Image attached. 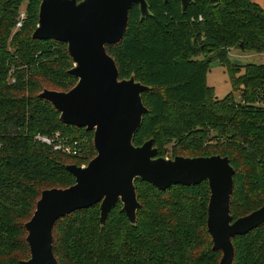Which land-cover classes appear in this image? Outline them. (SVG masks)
<instances>
[{"label":"trees","instance_id":"trees-1","mask_svg":"<svg viewBox=\"0 0 264 264\" xmlns=\"http://www.w3.org/2000/svg\"><path fill=\"white\" fill-rule=\"evenodd\" d=\"M147 2L149 14L135 4L124 37L107 45L120 79L135 73L150 86L142 94L149 111L133 142L153 137L163 157L169 143L174 157L228 156L235 168L231 214L247 215L264 205V63L236 64L228 56L233 48L264 53V0H192L185 11L180 0ZM24 4L27 19L16 29ZM40 4L0 0V264L30 257L26 222L42 191L75 183L66 165L87 164L97 154L94 131L63 123L39 97L44 89L68 91L78 80L69 73L67 43L33 38ZM215 63H227L233 88L221 99L207 82ZM56 131L79 141L82 151H56L38 138ZM135 183L136 225L120 201L103 226L100 203L57 220L59 264H219L222 251L213 249L207 224V180L166 190L141 178ZM232 240V264H264V223Z\"/></svg>","mask_w":264,"mask_h":264},{"label":"water","instance_id":"water-1","mask_svg":"<svg viewBox=\"0 0 264 264\" xmlns=\"http://www.w3.org/2000/svg\"><path fill=\"white\" fill-rule=\"evenodd\" d=\"M180 1L184 11L192 2ZM210 1L215 4L220 0ZM135 4H139L143 17L149 14L147 0H41L33 38L67 43L74 60L69 73L78 80L68 91L44 89L39 97L57 108L63 123L94 131L97 154L87 164L66 165L75 183L42 191L26 222L31 255L19 264H59L54 253V226L59 218L76 210L100 203L103 226L120 201L130 223L136 225L141 206L137 178L161 190L208 181L207 224L213 249L222 251L219 264L233 263L234 236L245 235L264 223V205L237 219L231 214L235 168L228 156L169 158L158 155L153 137L141 145L134 144V136L149 111L142 94L150 86L137 80L135 73L120 79L107 45L124 37Z\"/></svg>","mask_w":264,"mask_h":264},{"label":"rangeland","instance_id":"rangeland-1","mask_svg":"<svg viewBox=\"0 0 264 264\" xmlns=\"http://www.w3.org/2000/svg\"><path fill=\"white\" fill-rule=\"evenodd\" d=\"M257 1L263 3V0ZM21 10L26 11V4L22 6ZM228 57L231 61L239 59L241 60V63H264V53L249 52L237 48L231 49ZM207 82L210 86L214 87L216 97L219 99L224 98L227 94L232 92L233 88L230 80L227 63H224L223 65L215 63L207 74ZM235 95L236 99H240L239 93H235ZM145 141H147L146 136L143 137L142 142L144 143ZM174 153L175 151L172 150V144H166L164 147V156L173 158Z\"/></svg>","mask_w":264,"mask_h":264},{"label":"built area","instance_id":"built-area-1","mask_svg":"<svg viewBox=\"0 0 264 264\" xmlns=\"http://www.w3.org/2000/svg\"><path fill=\"white\" fill-rule=\"evenodd\" d=\"M26 19L27 12L21 10L17 18L16 29H20L24 25ZM199 19L203 20V17L201 16ZM38 138L56 151H62L70 155H77L82 151L79 141H70L60 131H56L52 136L39 134Z\"/></svg>","mask_w":264,"mask_h":264}]
</instances>
